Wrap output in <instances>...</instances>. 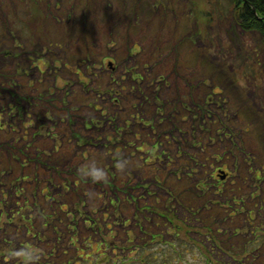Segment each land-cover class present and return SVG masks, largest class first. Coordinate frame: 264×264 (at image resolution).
<instances>
[{
	"label": "rangeland",
	"instance_id": "374dc122",
	"mask_svg": "<svg viewBox=\"0 0 264 264\" xmlns=\"http://www.w3.org/2000/svg\"><path fill=\"white\" fill-rule=\"evenodd\" d=\"M233 8L0 0V264H264V36ZM60 207L48 246L16 224Z\"/></svg>",
	"mask_w": 264,
	"mask_h": 264
},
{
	"label": "trees",
	"instance_id": "16d2710c",
	"mask_svg": "<svg viewBox=\"0 0 264 264\" xmlns=\"http://www.w3.org/2000/svg\"><path fill=\"white\" fill-rule=\"evenodd\" d=\"M234 2V15L236 20L238 21L239 25L246 31H256L261 33L264 36V0H233ZM66 209H64L63 207H60L59 210H55V212H53L52 215H45L44 218L46 220L45 224H43V226L41 228H36L33 225H27V223L25 222V217L21 216V220L20 218L18 219V222L16 223L19 226H23L24 228L28 229V235L27 236H34V234H31V230L35 231V229L38 231L35 234H38V238L34 239L36 241H38V243L40 244V241H43L42 243L45 244L46 246L49 245V243L45 242L44 240L46 239V237L48 236L47 233L48 232H52L59 234V225H55L54 222L55 220H59L61 219L62 223V214L65 213ZM150 211V210H149ZM80 212V211H79ZM159 211H157L158 213ZM158 213V216L162 217V218H167L169 222L173 223L172 219L170 217H168L167 215H165L164 213ZM164 215V216H162ZM58 217V219H57ZM27 221V220H26ZM90 223L92 222V220H89ZM201 222L203 220H200ZM28 223H31L30 221H27ZM75 224V222L73 223ZM84 224L88 227V228H92V225L88 223L87 220H84ZM97 224V223H96ZM176 225V224H175ZM33 227V228H31ZM96 228L100 229L101 226H99L97 224ZM23 230V228H22ZM47 231V232H45ZM141 231L145 232L146 230H143L141 227ZM78 231L73 229V234L75 235ZM190 232V231H188ZM196 232H200V231H196ZM238 232L235 231L234 232V236L235 234H237ZM74 236H72L73 239ZM130 238L128 239V241L125 243V248L129 246V242H130ZM214 241V240H213ZM229 242L233 244H244L245 248L247 247V244L250 245L249 243L251 241H247L243 238H233L230 237L229 238ZM47 243V244H46ZM215 243L218 244V241L215 240ZM37 244V243H36ZM72 247H76L78 248L79 245H77V243L75 242H71ZM251 245H254L253 243H251ZM27 246V244H26ZM29 246V245H28ZM27 246V247H28ZM59 245L56 243V241L53 243V249H52V253L55 249L59 248ZM145 246V245H144ZM220 249L222 250V252H224L225 254L230 255L226 250H223L222 247H220ZM66 254V253H65ZM81 256V255H80ZM231 257H233L232 255H230ZM82 257V256H81ZM234 258V257H233ZM236 259V258H234ZM68 264H72V262L68 261Z\"/></svg>",
	"mask_w": 264,
	"mask_h": 264
},
{
	"label": "clouds",
	"instance_id": "9594fccd",
	"mask_svg": "<svg viewBox=\"0 0 264 264\" xmlns=\"http://www.w3.org/2000/svg\"><path fill=\"white\" fill-rule=\"evenodd\" d=\"M128 167L127 161H122L120 163V168L126 169ZM82 175L90 178L93 182H106L107 175L106 173L98 168L95 164H91L86 169H82ZM7 257L14 258L19 257L22 261V264H35L39 259V253L34 248H29L26 250L16 251L14 248H9L6 252Z\"/></svg>",
	"mask_w": 264,
	"mask_h": 264
},
{
	"label": "flooded vegetation",
	"instance_id": "af4514ba",
	"mask_svg": "<svg viewBox=\"0 0 264 264\" xmlns=\"http://www.w3.org/2000/svg\"><path fill=\"white\" fill-rule=\"evenodd\" d=\"M160 183V182H159Z\"/></svg>",
	"mask_w": 264,
	"mask_h": 264
}]
</instances>
